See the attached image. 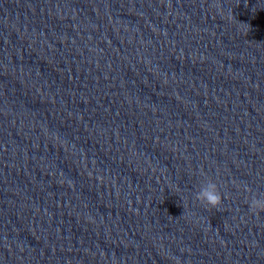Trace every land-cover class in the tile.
<instances>
[{
  "label": "clouds",
  "instance_id": "9594fccd",
  "mask_svg": "<svg viewBox=\"0 0 264 264\" xmlns=\"http://www.w3.org/2000/svg\"><path fill=\"white\" fill-rule=\"evenodd\" d=\"M244 190L250 193V196L246 198L249 211L258 215L264 213V194L254 193L247 186H245ZM194 199L203 205L218 209L222 205L223 197L217 183L211 179H207L200 185Z\"/></svg>",
  "mask_w": 264,
  "mask_h": 264
}]
</instances>
